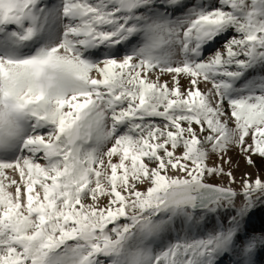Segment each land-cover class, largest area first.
I'll list each match as a JSON object with an SVG mask.
<instances>
[{
	"label": "snow or ice",
	"instance_id": "obj_1",
	"mask_svg": "<svg viewBox=\"0 0 264 264\" xmlns=\"http://www.w3.org/2000/svg\"><path fill=\"white\" fill-rule=\"evenodd\" d=\"M233 150L264 160V0H0V264H264Z\"/></svg>",
	"mask_w": 264,
	"mask_h": 264
},
{
	"label": "rangeland",
	"instance_id": "obj_2",
	"mask_svg": "<svg viewBox=\"0 0 264 264\" xmlns=\"http://www.w3.org/2000/svg\"><path fill=\"white\" fill-rule=\"evenodd\" d=\"M181 83H186V81H181ZM229 155L232 156L234 164L239 162V167L233 169V174L236 177L237 183L233 185L237 189L240 187V179L245 172L251 173V179H255L257 175L261 179H264V160H261L259 157H254L256 161L255 167H249L245 164L244 158L239 155L235 150L230 151ZM215 160V157H212V161ZM210 161V163L212 162ZM212 183H219L218 179L210 181ZM224 183H227V177L224 178ZM240 203V200H237V204ZM249 227L251 230H255L257 234L261 231H264V207L257 206L256 209L251 214V219L249 221ZM261 260L264 262V254L261 255Z\"/></svg>",
	"mask_w": 264,
	"mask_h": 264
},
{
	"label": "trees",
	"instance_id": "obj_3",
	"mask_svg": "<svg viewBox=\"0 0 264 264\" xmlns=\"http://www.w3.org/2000/svg\"><path fill=\"white\" fill-rule=\"evenodd\" d=\"M241 83H242V81H241Z\"/></svg>",
	"mask_w": 264,
	"mask_h": 264
}]
</instances>
